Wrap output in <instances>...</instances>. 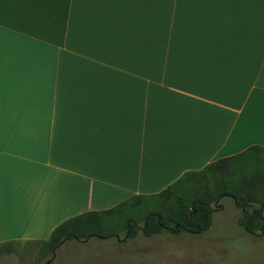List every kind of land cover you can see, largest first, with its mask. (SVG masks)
I'll use <instances>...</instances> for the list:
<instances>
[{
	"label": "crops",
	"instance_id": "0c3cea01",
	"mask_svg": "<svg viewBox=\"0 0 264 264\" xmlns=\"http://www.w3.org/2000/svg\"><path fill=\"white\" fill-rule=\"evenodd\" d=\"M252 146L264 0H0V258Z\"/></svg>",
	"mask_w": 264,
	"mask_h": 264
},
{
	"label": "rangeland",
	"instance_id": "374dc122",
	"mask_svg": "<svg viewBox=\"0 0 264 264\" xmlns=\"http://www.w3.org/2000/svg\"><path fill=\"white\" fill-rule=\"evenodd\" d=\"M230 169L225 179L236 186L243 176L251 178L264 173V150L233 161ZM195 180V184L189 187L182 184L170 195L133 201L105 216L103 228L97 232L116 234L110 238L67 240L55 254L49 240L41 244H16L14 249L19 256L4 254L0 264H264V233L251 234L239 225L243 208L235 204L234 198L223 196L225 191L215 176L207 173ZM236 186L230 191L234 192ZM195 199L205 200L215 209L214 223L205 233L177 234L165 229L153 236L141 232L135 238L126 237L129 220L142 227L149 214L172 216L180 213V201L187 209Z\"/></svg>",
	"mask_w": 264,
	"mask_h": 264
},
{
	"label": "trees",
	"instance_id": "16d2710c",
	"mask_svg": "<svg viewBox=\"0 0 264 264\" xmlns=\"http://www.w3.org/2000/svg\"><path fill=\"white\" fill-rule=\"evenodd\" d=\"M249 149L247 153H244V156L245 154L247 155L253 152L257 153L258 151H261L260 146H252ZM242 155L222 158L209 165L205 171L187 174L178 183L168 186L157 194L134 195L113 208L86 211L65 220L53 230L48 239L53 243L52 250H54V254L56 249L67 240L88 239L93 236L110 238L111 236L116 235H104L97 232V230L103 228L105 216L111 215L116 210L130 204L133 201H139L143 198L151 196L170 195L175 188H179L182 184L189 187L196 181L195 179L197 177H201L202 175L204 176L207 173L215 176L219 183L222 184L225 191V193H222L223 196L234 198L235 202L238 203L237 206L239 208L247 209L246 211L242 209L238 220L239 225L251 234H257L258 231L264 233V173L259 172L251 178L243 176L241 178V183L238 186L231 185L230 180L225 179L226 174V178L228 179L231 172L230 167L232 162L239 159V157L241 158ZM234 186H236V189L234 192H231L230 190ZM216 199L218 200L219 196H216ZM179 203L181 206L180 213H173L174 215L168 217L158 216L157 214H149L142 227L135 221L129 220L127 223L126 237L135 238L141 232L145 236H153L155 234L163 233L165 229H170L177 234L183 232L202 234L210 230L214 223L213 219L215 215V209L210 203L205 200L195 199L191 201L190 207L187 209L183 208L182 201ZM255 203H260V205L255 206Z\"/></svg>",
	"mask_w": 264,
	"mask_h": 264
},
{
	"label": "flooded vegetation",
	"instance_id": "af4514ba",
	"mask_svg": "<svg viewBox=\"0 0 264 264\" xmlns=\"http://www.w3.org/2000/svg\"><path fill=\"white\" fill-rule=\"evenodd\" d=\"M235 204L237 205L238 203L237 202H235ZM244 211H246L247 209H243Z\"/></svg>",
	"mask_w": 264,
	"mask_h": 264
},
{
	"label": "water",
	"instance_id": "95a60500",
	"mask_svg": "<svg viewBox=\"0 0 264 264\" xmlns=\"http://www.w3.org/2000/svg\"><path fill=\"white\" fill-rule=\"evenodd\" d=\"M118 238H119V235H118ZM50 262V261H49Z\"/></svg>",
	"mask_w": 264,
	"mask_h": 264
}]
</instances>
